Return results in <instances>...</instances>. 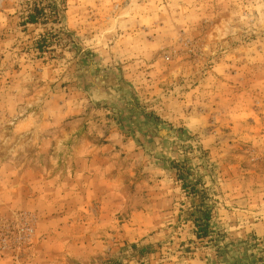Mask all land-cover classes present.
I'll use <instances>...</instances> for the list:
<instances>
[{
	"label": "rangeland",
	"instance_id": "obj_1",
	"mask_svg": "<svg viewBox=\"0 0 264 264\" xmlns=\"http://www.w3.org/2000/svg\"><path fill=\"white\" fill-rule=\"evenodd\" d=\"M0 264H264V0H0Z\"/></svg>",
	"mask_w": 264,
	"mask_h": 264
},
{
	"label": "trees",
	"instance_id": "obj_2",
	"mask_svg": "<svg viewBox=\"0 0 264 264\" xmlns=\"http://www.w3.org/2000/svg\"><path fill=\"white\" fill-rule=\"evenodd\" d=\"M30 22H34V17L31 16V21ZM203 223H199V221H196V226L199 228V233L203 232L204 235L207 234L208 231V220H209V215L207 213H203V218L200 219Z\"/></svg>",
	"mask_w": 264,
	"mask_h": 264
}]
</instances>
